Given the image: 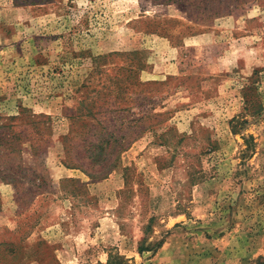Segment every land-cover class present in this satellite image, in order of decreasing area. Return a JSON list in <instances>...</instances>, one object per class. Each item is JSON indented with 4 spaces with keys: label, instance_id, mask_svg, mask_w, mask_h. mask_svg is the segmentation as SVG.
Instances as JSON below:
<instances>
[{
    "label": "rangeland",
    "instance_id": "rangeland-1",
    "mask_svg": "<svg viewBox=\"0 0 264 264\" xmlns=\"http://www.w3.org/2000/svg\"><path fill=\"white\" fill-rule=\"evenodd\" d=\"M1 131L0 264H264V0H0Z\"/></svg>",
    "mask_w": 264,
    "mask_h": 264
},
{
    "label": "trees",
    "instance_id": "trees-1",
    "mask_svg": "<svg viewBox=\"0 0 264 264\" xmlns=\"http://www.w3.org/2000/svg\"><path fill=\"white\" fill-rule=\"evenodd\" d=\"M173 1H174V0H173ZM226 11H227V10H221V9H219L218 11L215 12V15H222L223 13H226ZM14 118H15V117H12L11 119H14ZM10 132H11V131H10ZM10 132H9V133H10ZM9 133H4V131H1V132H0V141L3 142V141H4V138H3V137L9 135ZM144 250H145V248H144L142 245H140V246H139V251H140V252H143Z\"/></svg>",
    "mask_w": 264,
    "mask_h": 264
}]
</instances>
